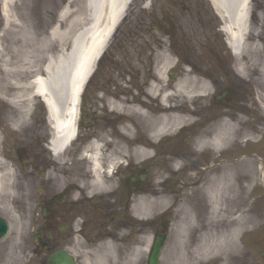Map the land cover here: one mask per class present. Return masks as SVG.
<instances>
[{
  "label": "rangeland",
  "instance_id": "1",
  "mask_svg": "<svg viewBox=\"0 0 264 264\" xmlns=\"http://www.w3.org/2000/svg\"><path fill=\"white\" fill-rule=\"evenodd\" d=\"M4 1L0 0V83L9 77L7 71L13 65L23 63L20 48L30 59H38L40 67L45 64L49 53H56V42L46 50L42 45L50 40V32L59 23V15L65 8H71L73 13L68 19L69 24L76 17L88 18L87 0H9L15 21L7 25L2 9ZM252 5L251 33H260L264 39V0H253ZM223 24L211 0H135L110 48L99 61L97 72L87 87L83 118L88 126L90 122L97 123L93 133L86 131L82 138L86 144L83 151L89 150L88 146L101 144L107 160L114 156L115 152L111 154V149H117L120 161H129L133 166L144 168L148 184L146 195L154 191L164 192L169 200L158 202L156 214L148 218L150 223H142L143 229L149 231L150 240L141 235L138 241L135 237L131 238L132 242L127 245L118 233L115 241H109L112 245H106L107 241L99 238L94 242L93 249L78 241L75 247L83 258H88V264H145L147 254L134 262L129 261L127 256L142 244L147 245L148 250L155 230L168 234L161 264H172L175 257L170 252L176 241L179 209L183 207L185 212L188 210L193 215L208 218L210 199L206 189L220 175L218 167L221 164L250 158L257 162L256 169H260V161L264 160V106L261 108L257 103L254 93L264 97V92L258 89L263 86L261 76L253 74L250 80L246 78V83L238 79V70L244 62L231 52L227 43L229 36L222 31ZM247 43L242 55L246 58L250 57L247 46L252 45L254 40L249 39ZM258 44L262 52L258 62L262 64L264 41ZM162 73L166 75L167 84L171 85L182 84L189 78L212 84L206 97L183 99L182 106L188 112L201 109L200 114L194 115L195 122H188L175 136L158 137L156 141L146 123L138 118L136 129L132 131L131 138L134 140L126 142L122 138L128 124L122 118L124 113L113 110V104L130 99L134 94H137L136 100H144V94L153 89ZM256 81L257 85H254ZM224 92H228L227 98L217 101L216 97ZM158 105L155 102L153 107ZM34 106L30 107L22 131L15 132L8 115L10 110L0 99V159L15 169L19 184L12 191L16 200L9 199L6 204L0 201V214L12 226L10 235L0 245V264L20 262V246L33 235V231L39 229L43 218L39 204L48 198V181L45 168L41 165L46 160V151L38 148L37 138L30 129V122H46V112L42 107L36 109ZM238 116L240 122L231 125L237 138L231 144L234 146L232 150L226 151L224 147L221 150L223 153H219L211 146H201V141L213 137L217 127L224 123L222 121L229 119L233 122ZM246 119L255 122H244ZM104 122H114V128ZM132 143L150 147L151 159L147 155L134 159L130 148ZM183 151L187 152V158L197 157L205 161L211 166L209 171L204 173L187 167L189 161L185 156L180 158ZM179 158L182 163L176 170ZM78 159L80 166L90 165L84 154ZM85 169L90 173V168ZM54 190L60 193L61 185ZM134 200L132 198L127 217L135 222L139 213L137 206H133ZM220 200V212L224 215L231 212L233 206L229 200L225 196ZM239 201L235 208L241 213L251 212L249 216L255 220V226L239 237L241 250L247 254L244 260L248 264H264V185L260 179L248 201L245 195ZM116 241L122 244H116Z\"/></svg>",
  "mask_w": 264,
  "mask_h": 264
},
{
  "label": "bare ground",
  "instance_id": "2",
  "mask_svg": "<svg viewBox=\"0 0 264 264\" xmlns=\"http://www.w3.org/2000/svg\"><path fill=\"white\" fill-rule=\"evenodd\" d=\"M134 1L87 0L88 18L84 20L82 17H76L70 24L68 19L73 13L71 8H65L59 15V23L50 32V40L44 41L42 45L46 50L52 48L56 42L58 48L56 53L47 55L43 67L38 65V59H30L23 48L19 49L23 63L13 65V68L7 71L9 77L0 83V99L10 110L8 115L12 120L13 131H22L31 105L40 97L45 101L56 132L51 144L53 152L60 154L66 150L76 134L72 105L90 81L97 61L108 48L114 32L124 21ZM211 1L225 22L223 32L229 36L237 57L243 59L244 63L238 70V79L246 83V78L250 80L253 78L251 75L259 74L263 86L258 89L259 92H264V60L262 64L258 62L262 56L258 43L264 39L260 33H251V0ZM10 8L11 2L5 0L3 12L7 25L15 21ZM65 23L66 27L63 26ZM86 24L89 26L87 29L84 28ZM76 29L81 30L71 37L72 31ZM249 39L254 40L252 45L247 46L250 57H242ZM166 81V75L162 73L153 89L144 94V100H136L137 94H134L130 99L111 105L114 111L124 113L122 118L128 125L124 128L122 139L126 142H133L132 131L136 129L138 118L146 123L155 141L158 137L164 139L175 136L188 122H195L193 116L200 114L201 109L188 112L186 107L182 106L183 99L206 97L212 84L194 78L177 85L167 84ZM254 85H257V81ZM254 95L259 105L264 104V97L258 92ZM155 102L159 104L157 107H153ZM60 105L64 108L63 112L59 109ZM222 122L224 123L217 127L213 137L200 142L202 147L211 146L217 151L224 147L226 151L233 149L231 144L237 140L236 133L232 132L229 119ZM237 122H240V119H237ZM244 122L255 121L246 119ZM130 148L133 158L147 155L151 159L150 147L132 143ZM124 151L129 153L125 149ZM87 159L93 168L96 186L102 183L105 160L103 147L94 145ZM120 162L119 155H114L108 157L107 166L113 169ZM256 163L254 159L245 158L218 167L220 175L212 181L210 188L206 189L210 199L208 218L203 219L188 210L185 212L183 207L179 209L176 241L170 252V255L175 257L172 264H248L244 260L247 254L241 250L239 237L255 226V220L249 216L251 212L241 213L235 207L243 195L248 201L259 179L264 185V162L261 160L260 169H256ZM17 181L15 169L0 159V201L6 204L9 199L16 200V194L12 191L19 185ZM223 196L233 206L231 212L226 215L220 212V199ZM163 200L168 201L169 197H141L136 207L141 219L148 220L150 215H155L156 204ZM146 247L147 245L142 244L139 249L128 255L127 259L137 261L148 252Z\"/></svg>",
  "mask_w": 264,
  "mask_h": 264
},
{
  "label": "flooded vegetation",
  "instance_id": "3",
  "mask_svg": "<svg viewBox=\"0 0 264 264\" xmlns=\"http://www.w3.org/2000/svg\"><path fill=\"white\" fill-rule=\"evenodd\" d=\"M96 125L97 122H92ZM86 133V130H85ZM85 135V134H84ZM83 135V137H84ZM86 145L83 140L79 145V152ZM55 170L54 167H51ZM136 171L132 167L121 168L117 172L115 180L118 182L117 190L110 193H98L91 188V177L86 174L74 175L65 174V181L70 180L72 187L69 188L68 184L65 185V198L62 202H59L56 197H52L48 200V204L51 208L60 205L63 213V223L66 227V233L56 238L53 237L49 242L50 249L63 246L66 249H72L74 243L71 241L74 238V232L77 230L75 223L76 220L81 222V226L78 229L82 238L88 241V244L94 245L101 236L104 237L111 235L112 232L120 233L124 237L127 245L128 242H132L131 238L135 237L138 241L142 233L141 223L139 221L130 220L127 217L129 204V192L131 191L129 183L127 182V176H131ZM55 173V172H53ZM79 185L86 186V190L79 188L81 196L74 200L71 195L77 192ZM134 186L135 192L139 193L143 190L145 184L139 179L136 180ZM92 190L93 193L88 196L87 192ZM56 220L51 222L50 228L57 231L58 226L55 225ZM34 258L39 259L38 255H34Z\"/></svg>",
  "mask_w": 264,
  "mask_h": 264
},
{
  "label": "water",
  "instance_id": "4",
  "mask_svg": "<svg viewBox=\"0 0 264 264\" xmlns=\"http://www.w3.org/2000/svg\"><path fill=\"white\" fill-rule=\"evenodd\" d=\"M8 232V225L0 220V239L3 238ZM164 243L158 242L153 251L150 264H159L160 254L163 249ZM54 264V263H53ZM55 264H74L72 259H68L66 256H58Z\"/></svg>",
  "mask_w": 264,
  "mask_h": 264
}]
</instances>
